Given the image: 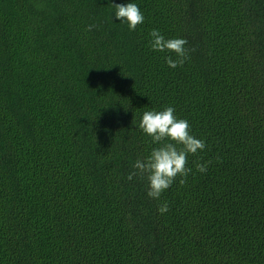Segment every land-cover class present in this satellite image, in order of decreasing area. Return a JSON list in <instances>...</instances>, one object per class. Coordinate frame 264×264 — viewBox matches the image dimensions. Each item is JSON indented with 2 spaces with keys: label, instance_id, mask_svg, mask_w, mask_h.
<instances>
[{
  "label": "trees",
  "instance_id": "obj_1",
  "mask_svg": "<svg viewBox=\"0 0 264 264\" xmlns=\"http://www.w3.org/2000/svg\"><path fill=\"white\" fill-rule=\"evenodd\" d=\"M111 2L0 0V264H264V0H135V31ZM167 106L206 148L156 201L126 177Z\"/></svg>",
  "mask_w": 264,
  "mask_h": 264
},
{
  "label": "clouds",
  "instance_id": "obj_2",
  "mask_svg": "<svg viewBox=\"0 0 264 264\" xmlns=\"http://www.w3.org/2000/svg\"><path fill=\"white\" fill-rule=\"evenodd\" d=\"M111 13L112 21L126 25L129 31H135L138 25L145 21L144 13L135 0H126L125 3H113ZM94 25H89L91 31ZM148 44L151 51L163 54L164 62L170 69H176L185 64L189 59V50L185 47L188 43L183 37L167 38L160 29L153 28L148 33ZM134 128L147 137L154 145L148 154L138 158L132 164V171L126 179L131 181L136 176L146 180V196L149 199L160 201L162 194L168 190L177 177L180 185L192 171L187 167L188 157L203 152L206 141L197 138L190 130L187 119L178 117L172 106L159 110L144 111ZM196 170L200 173L207 171V163H198ZM167 201L159 203L157 212L161 215L167 213Z\"/></svg>",
  "mask_w": 264,
  "mask_h": 264
}]
</instances>
